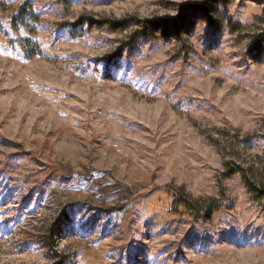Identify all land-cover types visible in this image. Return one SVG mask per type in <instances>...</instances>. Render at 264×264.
I'll return each instance as SVG.
<instances>
[{
    "label": "rangeland",
    "instance_id": "1",
    "mask_svg": "<svg viewBox=\"0 0 264 264\" xmlns=\"http://www.w3.org/2000/svg\"><path fill=\"white\" fill-rule=\"evenodd\" d=\"M212 1L0 0V264H264V0Z\"/></svg>",
    "mask_w": 264,
    "mask_h": 264
},
{
    "label": "trees",
    "instance_id": "2",
    "mask_svg": "<svg viewBox=\"0 0 264 264\" xmlns=\"http://www.w3.org/2000/svg\"><path fill=\"white\" fill-rule=\"evenodd\" d=\"M213 0L212 2H214ZM209 7V6H208ZM206 9V7H205ZM208 9V8H207ZM23 10V9H22ZM205 12V10H202ZM133 21V19H130ZM106 24L116 28H122L126 21L112 22L108 21ZM264 43V41L262 42ZM24 47V46H22ZM25 48V47H24ZM236 139V138H235ZM239 143V139H236ZM237 160H228L224 164L226 170V177L234 174H240L243 179L244 187L247 190L248 195L252 202H260L264 200V161L259 158L258 163L245 166L244 168L240 165L234 166ZM173 191V197L175 203L180 206L185 213L193 216H201L204 219L210 218L214 213H217L222 208V202L220 199H209V200H194L188 196L183 188H175Z\"/></svg>",
    "mask_w": 264,
    "mask_h": 264
}]
</instances>
